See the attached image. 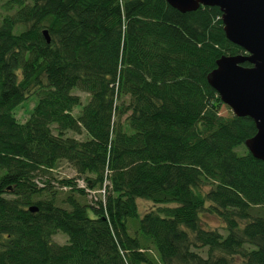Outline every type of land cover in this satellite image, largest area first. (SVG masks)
I'll return each mask as SVG.
<instances>
[{"label":"trees","instance_id":"16d2710c","mask_svg":"<svg viewBox=\"0 0 264 264\" xmlns=\"http://www.w3.org/2000/svg\"><path fill=\"white\" fill-rule=\"evenodd\" d=\"M0 18V264H264V161L236 150L255 123L207 82L245 53L217 6L5 0ZM61 161L74 176L55 180Z\"/></svg>","mask_w":264,"mask_h":264},{"label":"water","instance_id":"95a60500","mask_svg":"<svg viewBox=\"0 0 264 264\" xmlns=\"http://www.w3.org/2000/svg\"><path fill=\"white\" fill-rule=\"evenodd\" d=\"M180 12L199 6H217L226 38L244 54L222 55L207 75V82L236 116L251 118L255 134L244 142L247 150L264 161V0H166ZM46 41L50 37L43 30ZM248 62L250 66L242 65ZM35 211V206L29 207Z\"/></svg>","mask_w":264,"mask_h":264},{"label":"rangeland","instance_id":"374dc122","mask_svg":"<svg viewBox=\"0 0 264 264\" xmlns=\"http://www.w3.org/2000/svg\"><path fill=\"white\" fill-rule=\"evenodd\" d=\"M4 1L5 0H0V5ZM0 21H1V18H0ZM21 28H22V26L18 25L15 27V31H19ZM72 92L80 95V97H81V102L78 105H76L72 110V113L74 115H79L81 110H82L83 105L88 100V94L78 90L77 88L73 89ZM36 101H37V96L36 95H30L21 104H19L14 110L16 118L19 121H24L28 117V115H29V113H30V111H31V109H32V107ZM230 113H232L231 109L226 104H223L220 108V114L229 115ZM68 135L74 136L75 138H78V139H82L86 136L84 133L83 134H75L71 131L68 132ZM244 148H245L244 145H240L236 148V150L239 153H242L241 150L242 149L244 150ZM51 172H52L51 177L55 180L60 179V178H68V177L74 176L73 169L65 161H61L59 166ZM75 181L77 182V179ZM81 182L82 181H80V184H81ZM65 196H66V192L59 191V193L57 194V203L62 204L61 200ZM81 200L88 202V197H86L84 195L81 197ZM136 202H137L138 209H139L140 213H143L144 211H146L147 209L152 207V203L148 200H145V199L138 198L136 200ZM201 217H202L201 223H202V226L204 228H215L221 232H224L223 222L220 219H218L217 217H215L213 215H208V214H203ZM242 224H243V222H242ZM53 239L58 243H65V241L67 239V235L59 232V233H56L55 235H53ZM202 254H204V251H202Z\"/></svg>","mask_w":264,"mask_h":264},{"label":"built area","instance_id":"2783aa9c","mask_svg":"<svg viewBox=\"0 0 264 264\" xmlns=\"http://www.w3.org/2000/svg\"><path fill=\"white\" fill-rule=\"evenodd\" d=\"M80 186H82V187H83V186H84V184H82V183H81V184H80ZM87 190H88V189H87ZM89 192H90V193H93L92 191H89ZM96 192H101L102 194H104V189H101V190H99V191H96Z\"/></svg>","mask_w":264,"mask_h":264}]
</instances>
